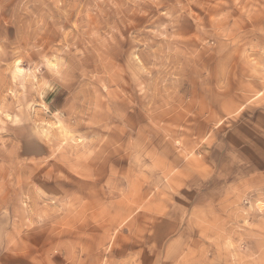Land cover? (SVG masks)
<instances>
[{"label":"rangeland","instance_id":"obj_1","mask_svg":"<svg viewBox=\"0 0 264 264\" xmlns=\"http://www.w3.org/2000/svg\"><path fill=\"white\" fill-rule=\"evenodd\" d=\"M0 264H264V0H0Z\"/></svg>","mask_w":264,"mask_h":264}]
</instances>
